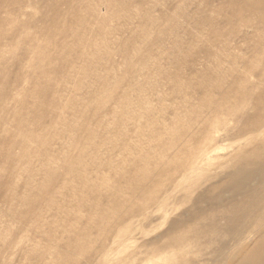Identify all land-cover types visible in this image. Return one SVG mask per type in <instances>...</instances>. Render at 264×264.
Here are the masks:
<instances>
[{
	"label": "rangeland",
	"instance_id": "obj_1",
	"mask_svg": "<svg viewBox=\"0 0 264 264\" xmlns=\"http://www.w3.org/2000/svg\"><path fill=\"white\" fill-rule=\"evenodd\" d=\"M252 3L0 0V264L211 258L165 233L263 144L246 129L264 97Z\"/></svg>",
	"mask_w": 264,
	"mask_h": 264
},
{
	"label": "bare ground",
	"instance_id": "obj_2",
	"mask_svg": "<svg viewBox=\"0 0 264 264\" xmlns=\"http://www.w3.org/2000/svg\"><path fill=\"white\" fill-rule=\"evenodd\" d=\"M249 8H252L254 10L257 9L261 11L263 14L264 13V0H254V3H252V5H250ZM261 34L262 33H260V36ZM257 35L259 36L258 31H257L256 37ZM261 38L262 36L260 38L258 37V40H260ZM263 40L264 38L262 39V42ZM256 44L258 45L260 43H256ZM259 48L261 49V47ZM261 52L264 53V49ZM263 53L261 54L264 55ZM39 54L41 55V53ZM250 55L252 56V54ZM36 58L39 59L38 57ZM242 60L243 59H241V61ZM258 62L260 61L258 60ZM244 63L241 62L242 65ZM249 64H252V62ZM260 64L262 63L260 62ZM249 67H251L252 70H250L247 67L248 69L245 68L247 69V71L245 70V72L251 71V74H252L253 69L255 68H253L252 65ZM256 67H259V66H256ZM259 68L258 70H260ZM255 72L256 71H254L253 73ZM251 74L249 75L250 77H251ZM246 76L249 77L248 74ZM253 76H255V74ZM256 78H258V76H256ZM260 79H262V77ZM240 80L241 79H239V81L236 83H239ZM233 85L235 84L233 83ZM240 85H243V84H240ZM246 87L244 88L246 89ZM255 87L251 89H256ZM230 89L232 90L233 88H230ZM250 90L248 91L249 93L252 91ZM248 92L247 93L241 92V93L245 95L244 97H246L248 96L247 95ZM227 93H232V92H227ZM230 95H229V98L231 97ZM227 97L228 95H226L224 98L227 99ZM244 97L242 98L243 100H245ZM254 102L255 103L253 104V111L251 110L253 113L251 112L252 114H250L249 112L246 117V119L249 120V123H250L249 126H247L246 128L248 130V134H255V133L259 134V133H262V131H264V109H263L264 97H261V99L260 98L255 99ZM218 103L216 102V105ZM227 103H228V100H227ZM218 105L216 106L217 109L220 106ZM222 107L224 108V105ZM223 108L221 109V111L228 110L226 107L224 109ZM228 108L229 110L230 109L233 110V108H230V107ZM231 110H230V113H231ZM231 115H233V113ZM215 120L213 119V121ZM215 122L214 123L209 122L208 126H210V128L211 126L214 127V125H216ZM239 135L244 136V135H247V133L239 132ZM250 140L252 141L253 139L250 138ZM262 142H263L262 145H259L258 147H255L254 149H252L251 156H253V158L251 157L249 158L246 156V158L240 160L238 162V166L236 167V169H234L233 172L228 175L227 182L220 184L221 192H220V195L218 196L216 195L217 198L215 202H213L214 200L212 199H208L207 193L204 192L201 195H199L195 201L196 206L198 204L201 205L203 203L202 207L198 205L199 207L197 206L195 209L193 208L194 211L187 214V216L183 220L179 219L172 223L171 228L169 230L172 233H176L175 234L176 236L174 235L173 237H170L172 234L168 236L169 235L168 232L165 233L166 234L165 235V245L163 246L164 249H168L172 247L174 248L180 247L181 245L186 244V243L193 244V245H199V246L201 245V248L203 247L210 248L211 246H214V248L211 251L212 256L210 259H203V260L199 259L200 261H197L196 263H193V264H264V141H261L258 143L260 144ZM249 143L251 142L249 141ZM197 163H198L197 160H195L194 162H191L189 164V167L191 166V168L193 169ZM213 212L218 213L219 216L218 215L214 216L212 214Z\"/></svg>",
	"mask_w": 264,
	"mask_h": 264
}]
</instances>
